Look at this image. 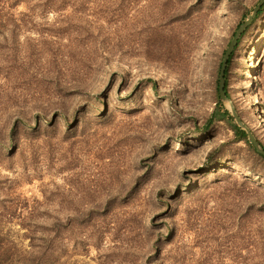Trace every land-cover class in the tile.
Segmentation results:
<instances>
[{
    "label": "rangeland",
    "instance_id": "374dc122",
    "mask_svg": "<svg viewBox=\"0 0 264 264\" xmlns=\"http://www.w3.org/2000/svg\"><path fill=\"white\" fill-rule=\"evenodd\" d=\"M260 2L0 0V248L264 264V157L211 120L264 146V11L223 69Z\"/></svg>",
    "mask_w": 264,
    "mask_h": 264
},
{
    "label": "trees",
    "instance_id": "16d2710c",
    "mask_svg": "<svg viewBox=\"0 0 264 264\" xmlns=\"http://www.w3.org/2000/svg\"><path fill=\"white\" fill-rule=\"evenodd\" d=\"M263 11H264V7L258 14L255 22L259 19ZM243 36L241 37L239 44L241 43ZM239 44L237 45L236 49L238 48ZM233 55L234 53L232 54L230 60L232 59ZM221 104H220V107L216 108V110L214 111L212 115V119H211L212 122H216V121L232 122L230 126L236 134L237 141H244L250 146H252V143L250 142L248 138L247 132L244 131L242 128H240L237 124H235L230 112L225 110V108H223V105ZM0 242L3 243V241H0ZM50 262H51V256L47 252H44V251L42 252H18V251H12L11 249L0 248V264H50Z\"/></svg>",
    "mask_w": 264,
    "mask_h": 264
},
{
    "label": "water",
    "instance_id": "95a60500",
    "mask_svg": "<svg viewBox=\"0 0 264 264\" xmlns=\"http://www.w3.org/2000/svg\"><path fill=\"white\" fill-rule=\"evenodd\" d=\"M264 7V0H261V2L257 5V7L254 9L253 13L247 18V20L245 21V23L240 27V29L237 31L231 45L230 48L227 52V55L225 57V61H224V66L223 69L226 67L227 62L231 56V54L234 52V50L236 49L241 37L246 33V31L253 25V23L255 22L258 14L260 13V11L262 10V8ZM224 71V70H223ZM225 79L222 78L221 81V95L222 98L224 100L229 101V99L226 96V92H225ZM233 114L235 119L237 120V123L239 125L240 128H242L244 131L247 132L248 136H249V140L251 141V143L253 144L255 150L257 151V153L259 155H261L262 157H264V146L261 144L260 141H258L255 136L249 132V130L247 129V127L241 122V120L239 119V117L237 116L236 112L233 109Z\"/></svg>",
    "mask_w": 264,
    "mask_h": 264
},
{
    "label": "bare ground",
    "instance_id": "6f19581e",
    "mask_svg": "<svg viewBox=\"0 0 264 264\" xmlns=\"http://www.w3.org/2000/svg\"><path fill=\"white\" fill-rule=\"evenodd\" d=\"M179 27H180V29H181V31H182V25H181V24L179 25ZM190 34H191V33H190ZM195 38H196V36H195ZM194 46H195V45H193V48H194ZM230 106L232 107L231 104H230Z\"/></svg>",
    "mask_w": 264,
    "mask_h": 264
}]
</instances>
